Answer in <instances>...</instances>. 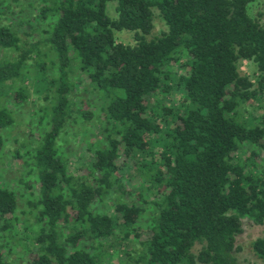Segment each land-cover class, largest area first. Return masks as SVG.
<instances>
[{
    "label": "trees",
    "instance_id": "trees-1",
    "mask_svg": "<svg viewBox=\"0 0 264 264\" xmlns=\"http://www.w3.org/2000/svg\"><path fill=\"white\" fill-rule=\"evenodd\" d=\"M255 1L0 0V264H241L242 219L264 264Z\"/></svg>",
    "mask_w": 264,
    "mask_h": 264
},
{
    "label": "rangeland",
    "instance_id": "rangeland-1",
    "mask_svg": "<svg viewBox=\"0 0 264 264\" xmlns=\"http://www.w3.org/2000/svg\"><path fill=\"white\" fill-rule=\"evenodd\" d=\"M263 1L257 0L253 3H250L248 5V13L257 19V21L264 26V15L258 13H261L263 9ZM114 2H109L107 4V14L109 17L113 18L115 17V11H114ZM153 19H152V29L149 35L146 37H149L151 35H158L161 31L165 29L164 23L160 19L157 10L153 9ZM114 36L116 41L124 43V44H132V32L126 31V30H120L115 31ZM239 72L240 74H244L252 77V74L254 72V65L250 61L241 60L239 62ZM177 99V96L175 97ZM20 118V117H18ZM24 129V122L22 119L19 120V123L16 125V130H13V133H16V131L20 132V130ZM69 136H68V145L71 147V149L75 150L77 155L84 156V152H82L83 146L81 141H79L78 137V129L74 125L69 126ZM81 137V135L79 134ZM81 150L80 152H77ZM0 163V167L4 169L3 171V179L7 180V182H10L9 184H13V180H16L18 178V170H17V164L15 160H11L10 156L2 157ZM71 161L76 162L74 159L71 158ZM124 172H128L130 175L134 174V168L131 166L129 169L125 168ZM137 179L130 178L129 181L125 182L126 188H131L132 185L136 183ZM22 199L17 198V208H22ZM263 226L255 225L250 222H248L246 219H242V231L236 235L235 237V244L240 247L239 251L236 252L235 256L239 263L241 264H261L262 262L254 256L250 249V243L251 241L259 234L261 228ZM198 245H194L192 247V251L195 252ZM119 255H122V253H119ZM112 257H115V254L112 253ZM112 264V262L110 263Z\"/></svg>",
    "mask_w": 264,
    "mask_h": 264
}]
</instances>
